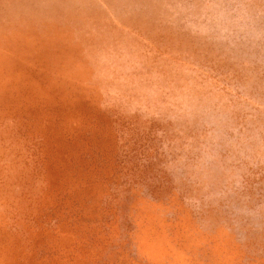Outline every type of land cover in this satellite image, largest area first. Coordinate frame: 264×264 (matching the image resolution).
Here are the masks:
<instances>
[{
    "label": "rangeland",
    "instance_id": "rangeland-1",
    "mask_svg": "<svg viewBox=\"0 0 264 264\" xmlns=\"http://www.w3.org/2000/svg\"><path fill=\"white\" fill-rule=\"evenodd\" d=\"M0 264H264V0H0Z\"/></svg>",
    "mask_w": 264,
    "mask_h": 264
},
{
    "label": "bare ground",
    "instance_id": "bare-ground-1",
    "mask_svg": "<svg viewBox=\"0 0 264 264\" xmlns=\"http://www.w3.org/2000/svg\"><path fill=\"white\" fill-rule=\"evenodd\" d=\"M90 15H91V13H90Z\"/></svg>",
    "mask_w": 264,
    "mask_h": 264
}]
</instances>
